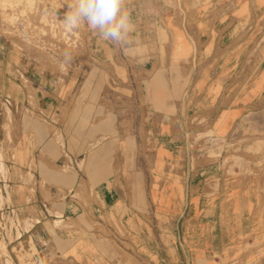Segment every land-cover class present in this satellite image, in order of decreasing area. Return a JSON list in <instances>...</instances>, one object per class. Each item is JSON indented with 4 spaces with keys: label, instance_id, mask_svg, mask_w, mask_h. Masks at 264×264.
<instances>
[{
    "label": "crops",
    "instance_id": "1",
    "mask_svg": "<svg viewBox=\"0 0 264 264\" xmlns=\"http://www.w3.org/2000/svg\"><path fill=\"white\" fill-rule=\"evenodd\" d=\"M212 3L181 0L182 21L175 6L169 7L165 53L157 46L151 66L136 76L113 66L119 63L115 43L88 28L94 57L112 64L104 67L109 85L123 91L112 107L104 100L100 108L91 98L97 76L90 77V68L88 96L80 109L65 101L77 76L62 83L57 74L33 66L19 78L0 72L3 240L24 235L28 248L33 242L38 249L57 235L67 256L94 255L95 238L80 223L110 230L114 214L138 239L143 264H210L209 256L243 236L240 224L258 221L259 177L225 176L217 160L193 156L189 145L192 131L209 122L218 136L241 126L264 132V0ZM191 25L197 38L189 35ZM21 77L32 85V102ZM99 109L107 119H97ZM114 142L135 144V168L122 163L113 171L109 144ZM96 143L103 144L99 152ZM147 159L152 161L151 183L128 186L118 172L135 170L142 178ZM145 206L151 208L150 221L140 210ZM56 222L72 225L58 228ZM254 261L264 264V253Z\"/></svg>",
    "mask_w": 264,
    "mask_h": 264
},
{
    "label": "rangeland",
    "instance_id": "2",
    "mask_svg": "<svg viewBox=\"0 0 264 264\" xmlns=\"http://www.w3.org/2000/svg\"><path fill=\"white\" fill-rule=\"evenodd\" d=\"M73 3L74 0H0V72L19 78L23 75L25 67L29 70L33 66L39 72L48 71L57 74L62 83L70 76H77L71 97L65 101L73 102L76 105L75 108L80 109L88 96L90 68V77L93 79L94 74L97 76L95 97L92 95L91 98L96 99L100 108L104 100L109 107H112L113 103L119 99L120 92H123L119 85H109L111 79L105 73L104 67L112 64H105L94 57L89 43L88 26L85 23L73 30L68 29L63 23L64 16ZM174 6L179 21H182L185 14L181 9V0H124V10L129 14L133 30L129 34L127 43H115L112 51L119 63H113V66L121 68L120 70L124 71L126 76L127 74L136 76L139 75L143 66H151L150 60L157 55V46L162 53H165L163 44L167 43L170 37L164 25L165 22L167 23L164 14L169 7ZM190 28L191 38H197L193 25ZM66 53L70 54V60L66 58ZM145 59L149 62L146 63ZM20 80L22 86L27 89L28 101L32 102L34 91L31 83L23 77ZM104 84L106 87L100 96L98 93ZM91 92L94 94V91ZM107 93L108 95L111 93L113 97L104 96ZM1 97L4 96L0 95V100ZM1 101L0 104H2ZM78 112L76 110L73 114ZM96 114L99 121L108 117V115L103 116L100 109ZM210 125L212 124L209 122L208 126L198 127L189 135V145L193 156L201 155L202 159L209 163L217 160L225 176L243 177L249 174L259 177V182L262 183V200L256 216L258 221L244 226L240 224V230L245 231L242 233L243 236L239 240H234L232 245H228L223 250L220 248L219 254L209 256L208 260L210 264H256L253 263L254 259L264 253V132L259 131L258 128L255 130L253 126H241L226 136H218ZM11 129H15V126ZM1 133L0 128V137ZM112 133L116 134L114 128ZM72 145H69V148ZM95 145L96 152L101 151L103 144ZM109 145L112 162L115 163L112 167L113 171L122 163H128L131 169L135 168L134 152L137 149L134 143L114 142ZM81 150L82 148L77 152ZM6 156L7 153H2L4 160H7ZM151 162V159L144 161L145 175H142V178L138 176L139 179H137L135 170L132 174L122 169L118 173L121 172L128 186L140 182L144 184L147 181L150 184ZM138 168L141 166L139 165ZM138 171L141 172V169ZM147 194L150 199L149 192ZM140 210L150 221L151 208L145 206ZM110 216V230L98 224L80 223V226L89 229L95 238L96 246L92 249L94 255L67 256L62 252L57 235L44 239L38 249L31 242L29 249L24 241V235L19 240L9 243L1 238V234L0 264H143L144 257L139 254L138 239L131 233H127L123 225L117 222L114 214ZM67 225L71 226L72 223H55L58 228ZM149 227L151 229V224ZM23 229H27L26 224ZM253 231L256 237H251ZM249 234L250 236H247ZM256 252L259 254L255 255Z\"/></svg>",
    "mask_w": 264,
    "mask_h": 264
},
{
    "label": "clouds",
    "instance_id": "3",
    "mask_svg": "<svg viewBox=\"0 0 264 264\" xmlns=\"http://www.w3.org/2000/svg\"><path fill=\"white\" fill-rule=\"evenodd\" d=\"M63 23L70 29L85 23L102 41L127 43L133 30L129 14L124 10V0H74L65 14ZM68 60L70 54H65Z\"/></svg>",
    "mask_w": 264,
    "mask_h": 264
},
{
    "label": "bare ground",
    "instance_id": "4",
    "mask_svg": "<svg viewBox=\"0 0 264 264\" xmlns=\"http://www.w3.org/2000/svg\"><path fill=\"white\" fill-rule=\"evenodd\" d=\"M39 11V10H38ZM47 20V19H46Z\"/></svg>",
    "mask_w": 264,
    "mask_h": 264
}]
</instances>
